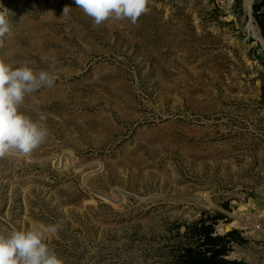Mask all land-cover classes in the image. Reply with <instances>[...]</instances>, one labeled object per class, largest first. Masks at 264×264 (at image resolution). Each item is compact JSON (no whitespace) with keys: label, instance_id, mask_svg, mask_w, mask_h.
<instances>
[{"label":"rangeland","instance_id":"374dc122","mask_svg":"<svg viewBox=\"0 0 264 264\" xmlns=\"http://www.w3.org/2000/svg\"><path fill=\"white\" fill-rule=\"evenodd\" d=\"M0 3V58L57 76L21 109L45 144L0 159V226L63 221L65 264H264V0L98 27L75 0Z\"/></svg>","mask_w":264,"mask_h":264},{"label":"clouds","instance_id":"9594fccd","mask_svg":"<svg viewBox=\"0 0 264 264\" xmlns=\"http://www.w3.org/2000/svg\"><path fill=\"white\" fill-rule=\"evenodd\" d=\"M75 4L97 27L109 20H128L135 25L151 11V0H75ZM69 11L70 7H65L63 14ZM11 15L0 3V41L13 31ZM56 80L53 70L37 71L28 62L14 66L0 58V159L31 156L45 144L49 136L46 117L33 120L21 109L26 97L54 87ZM62 229L63 221L37 223L27 230L0 226V264H65L50 247V238L57 237Z\"/></svg>","mask_w":264,"mask_h":264},{"label":"trees","instance_id":"16d2710c","mask_svg":"<svg viewBox=\"0 0 264 264\" xmlns=\"http://www.w3.org/2000/svg\"><path fill=\"white\" fill-rule=\"evenodd\" d=\"M193 250L194 249H191L190 247L185 249L184 255H183V258H185L184 263L194 264L195 263V259H199L200 258L198 253L196 255V251H193Z\"/></svg>","mask_w":264,"mask_h":264},{"label":"bare ground","instance_id":"6f19581e","mask_svg":"<svg viewBox=\"0 0 264 264\" xmlns=\"http://www.w3.org/2000/svg\"><path fill=\"white\" fill-rule=\"evenodd\" d=\"M250 2H251V0H244V6H245V9H246L247 12L250 11V7H249ZM57 160H59V159L57 158Z\"/></svg>","mask_w":264,"mask_h":264}]
</instances>
